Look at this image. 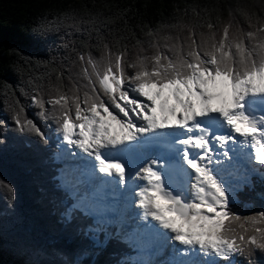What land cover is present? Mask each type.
Returning <instances> with one entry per match:
<instances>
[{"label": "snow or ice", "instance_id": "6c2138e0", "mask_svg": "<svg viewBox=\"0 0 264 264\" xmlns=\"http://www.w3.org/2000/svg\"><path fill=\"white\" fill-rule=\"evenodd\" d=\"M132 12L69 5L33 28L49 48L5 84L0 167L36 157L43 221L0 178V244L23 264H260L264 0H187L155 23Z\"/></svg>", "mask_w": 264, "mask_h": 264}, {"label": "trees", "instance_id": "16d2710c", "mask_svg": "<svg viewBox=\"0 0 264 264\" xmlns=\"http://www.w3.org/2000/svg\"><path fill=\"white\" fill-rule=\"evenodd\" d=\"M187 0H0V118L6 117L4 109L5 84L19 87L21 76H26L24 61L41 58L47 53L49 44L41 43L33 28L45 15L54 11L63 10L69 5H122L131 6L133 12L129 18L133 22L155 23L167 19L173 12V6L183 4ZM11 50V51H10ZM22 99V98H21ZM31 115V113H29ZM43 128L44 125L40 124ZM10 138L14 133H5ZM0 151L4 149L0 148ZM21 148L16 143H10L7 154L11 157L19 155ZM36 157H30L25 165L17 168L13 165L0 167V178L7 179L18 186L17 199L20 203L22 215H29L41 224L43 217L40 209L43 207L42 193L39 191L46 184V178L39 164L34 163ZM27 181V183H25ZM4 206V196L0 190V208ZM259 206L258 200L242 199L240 207ZM75 237L61 238L55 232L44 231L36 233V242L47 245L71 246ZM24 257L12 250L10 243L0 244V264H23ZM264 264V257L259 252L253 257ZM243 264V262H241Z\"/></svg>", "mask_w": 264, "mask_h": 264}]
</instances>
